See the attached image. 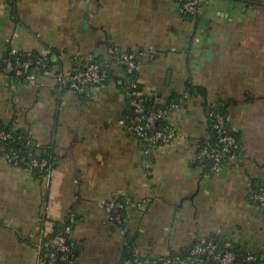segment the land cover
<instances>
[{
    "label": "crops",
    "instance_id": "1",
    "mask_svg": "<svg viewBox=\"0 0 264 264\" xmlns=\"http://www.w3.org/2000/svg\"><path fill=\"white\" fill-rule=\"evenodd\" d=\"M136 54L141 93L167 104L181 138L147 151L128 127L131 80L107 47ZM53 52L51 68L26 80L0 76V128L49 149V179L0 155V264H39L37 242L76 218L73 264H121L126 248L146 262L201 240H233L264 253V0H212L184 16L175 0H0V61L10 52ZM90 58L112 70L100 87L57 91L56 75ZM226 107L239 151L209 173L205 105ZM255 190V189H254ZM127 203L116 227L104 203Z\"/></svg>",
    "mask_w": 264,
    "mask_h": 264
},
{
    "label": "built area",
    "instance_id": "2",
    "mask_svg": "<svg viewBox=\"0 0 264 264\" xmlns=\"http://www.w3.org/2000/svg\"><path fill=\"white\" fill-rule=\"evenodd\" d=\"M212 0H175L178 10L184 16L197 15L202 7ZM108 54L112 60L117 61L124 67L127 74H132L139 70V64L135 53H130L125 50H121L117 46L109 45L107 47ZM18 51H13L10 54L15 55ZM50 51L43 53V56L39 59L33 60L28 58L26 60L11 61L6 59L0 61V76L1 75H13L15 79L26 80L29 84L35 85L38 74L35 72L38 66H41L46 72L47 56ZM4 62V63H3ZM34 66V69L32 67ZM9 77V76H8ZM108 79V73L100 69L93 58H90L84 68L69 72L58 73L56 75L57 91L63 92V90L80 91L88 86L100 87L105 84ZM139 81V80H138ZM132 83V82H131ZM129 97L131 99V106L136 115V121H141L139 124L129 127L137 138L146 142L144 145L149 149L156 148L158 146L167 145L174 140L182 137L179 131H177L168 121L159 130L153 131L152 128L156 125L157 121L163 116L168 115L170 112L159 110L157 112H150L148 115L143 116L146 112V108L140 99L142 93L139 91V85L137 82H133L129 88ZM188 98V97H186ZM183 104H185L183 102ZM218 104H209L205 109V114L212 122V129L216 132L217 141L210 142L207 139L205 146L198 150L197 158L204 162L210 161V165L207 166L209 173H215L221 169L224 162L229 159V155H235L234 152L239 150V143L237 138L230 130L228 119L223 116L218 110L215 109ZM179 108L174 106L173 109ZM172 109V110H173ZM2 139H12L13 136L10 133H0ZM29 143H35L29 141ZM36 144V143H35ZM36 146H38L36 144ZM8 161L16 166L24 160L15 157L13 159L9 157ZM29 169H38L41 173L46 172L49 166V160L34 158L31 163H28ZM53 171H49L44 175V178L49 179ZM250 201L264 210V191L256 192L254 189L250 192ZM127 207V203L123 200L113 199L104 203V209L110 221L114 224H121L123 222V212ZM70 220L74 222V217ZM71 232L70 227L67 228V233ZM41 238L37 244L36 249L39 254V264H63V262L69 260L73 251L72 247L68 244V240L61 235L53 237ZM44 245L48 246L50 250L49 258L54 259L52 263L45 261V257L42 255ZM212 260L218 264H264V256L261 254H246V259L242 263L236 262V255L231 251H219V244L212 240H201L197 242L193 247L182 254L169 255L167 257L152 260L149 264H204V261ZM73 264V263H68ZM124 264H142V262L132 263L127 260Z\"/></svg>",
    "mask_w": 264,
    "mask_h": 264
},
{
    "label": "trees",
    "instance_id": "3",
    "mask_svg": "<svg viewBox=\"0 0 264 264\" xmlns=\"http://www.w3.org/2000/svg\"><path fill=\"white\" fill-rule=\"evenodd\" d=\"M128 52H130V51H128ZM130 53H133V52H130ZM52 54H53V52H50V54L47 56L48 60H47V64H46V70H49L53 64ZM42 56H43V53H39V52L27 53V52H21L20 51V52L16 53L15 55L9 54L8 57L3 59V61L5 62L6 59H9L11 61H17V60L23 61V60H26L28 58H32L33 60H36V59L41 58ZM94 61L97 64H99L101 70L106 71L108 73V79L105 82V84L108 83L113 76L112 70L106 64H104L103 62H100L98 59H94ZM114 62L117 63V61H114ZM37 68L38 69L35 72L38 75H40L44 71V69L41 66H38ZM32 69H34V66L32 67ZM125 72H126V70H125ZM126 74H127V72H126ZM8 76L10 78L15 79L13 75H8ZM127 76L131 80L132 83L137 82V85H140V83L138 82V80H139V72L138 71H136L132 74H127ZM88 87H93V86H88ZM139 91L141 92L140 87H139ZM196 91L204 93V90L202 88H199V87L192 88L189 85L187 92H185L184 94L179 95V96H174L173 98H171L168 101L167 104H160L157 101V99L151 98L147 95L142 94L140 99L142 100V103L146 108V112L143 114V116L148 115L150 112H157L159 110L169 112L173 109L174 106L181 107V106H183V102L186 103L188 101V99L190 98V95L191 96L194 95L196 93ZM186 97H188V98H186ZM130 103H131V99L129 97V106H128V115H127V117L129 118L128 119V123H129L128 127H133V126L139 124V122H141V121H139V122L136 121V115H135L134 110H133ZM207 107H208V105L206 104L205 109H207ZM215 109L218 110L221 114H223V116L225 118H228L226 107H222V106L218 105V106H215ZM167 117H168V115L163 116L161 119H159L157 121L156 125L152 128V130L157 131L162 126H164L167 123ZM208 122H209V126H210V138L209 139H210V142L214 143L217 141V135H216V132L212 129V122L210 120ZM230 130L233 133V135L237 138V142L239 143V149H240V136L237 135L231 128H230ZM1 132L10 133L13 136L12 139L0 138V155L1 156L9 157L11 159H13L15 157H18L19 159L24 158L25 161L21 162L19 164V167L25 168V169H29L28 163H31L34 158H36V159L45 158V159L49 160V166L47 167L46 172L41 173L38 169H32V171H34L38 176H41V177H44V175L47 172L53 171L55 169V161H54V158H53L50 150L44 149L40 146H36L35 143L30 144L29 141H31V142H34V141L29 137V135H27L24 132L14 131V130L10 129L9 127H1L0 133ZM139 140L143 144L146 143L141 139H139ZM206 141L207 140L203 141L200 144L199 149L201 147L205 146ZM238 151L239 150L235 151L234 154H236ZM229 157H231V155H229ZM210 164H211L210 161L205 162V168L207 169V166H209ZM254 189L256 192L264 191V187H257V188L255 187ZM123 217H124V212H123ZM75 220H76V218L73 221H75ZM74 226H75V222H72L70 219L66 220V222H64V223H57L56 229H55L53 235L47 237V239H48V238L56 236V235H61V236H64L68 240V244L72 247L73 251L71 253L69 260L63 262V264L73 263V258H74V253H75V244L70 238L71 232L67 233V228L70 227V229L72 230ZM115 226L116 227H123V222L121 224H115ZM209 240L215 241L219 244V251H221V252L222 251L233 252L236 255V262L237 263H242L245 261L246 254L241 252L237 243H235L233 240H225V239H221L219 237H213ZM128 247L125 250L121 264H124L127 260H130L132 263L142 262V264H149V262H146L142 258L136 256L134 254V252L132 250H130ZM49 253H50V250L48 249V246L44 245L43 250H42V255L45 257L46 262L52 263L54 259L49 258ZM172 255H174V254H172ZM261 255L264 256V253ZM204 264H218V263L215 261H212V260H206V261H204Z\"/></svg>",
    "mask_w": 264,
    "mask_h": 264
},
{
    "label": "water",
    "instance_id": "4",
    "mask_svg": "<svg viewBox=\"0 0 264 264\" xmlns=\"http://www.w3.org/2000/svg\"><path fill=\"white\" fill-rule=\"evenodd\" d=\"M139 87H141V85H139Z\"/></svg>",
    "mask_w": 264,
    "mask_h": 264
}]
</instances>
